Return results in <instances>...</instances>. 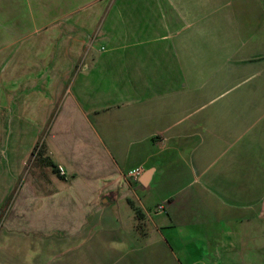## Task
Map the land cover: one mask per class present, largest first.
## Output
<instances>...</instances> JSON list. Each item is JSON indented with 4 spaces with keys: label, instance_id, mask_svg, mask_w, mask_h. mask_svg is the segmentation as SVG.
Returning <instances> with one entry per match:
<instances>
[{
    "label": "crops",
    "instance_id": "obj_1",
    "mask_svg": "<svg viewBox=\"0 0 264 264\" xmlns=\"http://www.w3.org/2000/svg\"><path fill=\"white\" fill-rule=\"evenodd\" d=\"M259 232L264 0H0V264H245Z\"/></svg>",
    "mask_w": 264,
    "mask_h": 264
},
{
    "label": "rangeland",
    "instance_id": "obj_2",
    "mask_svg": "<svg viewBox=\"0 0 264 264\" xmlns=\"http://www.w3.org/2000/svg\"><path fill=\"white\" fill-rule=\"evenodd\" d=\"M4 213V212H2ZM1 213V216L3 215ZM244 246V255L243 263L245 264H264V235L260 232L257 234V239L253 238L252 241H249ZM243 250V249H242ZM257 250H260L257 252ZM194 263H204L207 260L202 258H197L193 260ZM234 264H238V260H234Z\"/></svg>",
    "mask_w": 264,
    "mask_h": 264
},
{
    "label": "built area",
    "instance_id": "obj_3",
    "mask_svg": "<svg viewBox=\"0 0 264 264\" xmlns=\"http://www.w3.org/2000/svg\"><path fill=\"white\" fill-rule=\"evenodd\" d=\"M59 171L61 172V169H59ZM142 174H143V170L141 168H135V169H132L126 172L125 178L128 180L137 181L141 177ZM162 209L163 207L159 206V210H162Z\"/></svg>",
    "mask_w": 264,
    "mask_h": 264
},
{
    "label": "trees",
    "instance_id": "obj_4",
    "mask_svg": "<svg viewBox=\"0 0 264 264\" xmlns=\"http://www.w3.org/2000/svg\"><path fill=\"white\" fill-rule=\"evenodd\" d=\"M4 207H5V205H4ZM1 212H3V210H1ZM138 216H139V214H136V221H137V225H136V228L137 229H140V225H141V223H140V220H139V218H138Z\"/></svg>",
    "mask_w": 264,
    "mask_h": 264
}]
</instances>
